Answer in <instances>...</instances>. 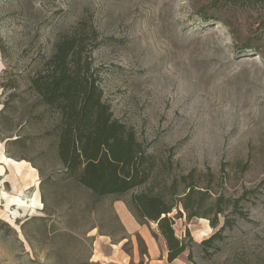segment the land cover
<instances>
[{"label":"rangeland","instance_id":"rangeland-1","mask_svg":"<svg viewBox=\"0 0 264 264\" xmlns=\"http://www.w3.org/2000/svg\"><path fill=\"white\" fill-rule=\"evenodd\" d=\"M73 32L91 50L113 117L157 160L147 187L174 184L177 198L189 184L233 198L251 191L225 209L234 227L211 259L199 247L215 232L208 220H187L182 210L178 217V209L169 215L178 237L190 233L196 262L236 264L245 250L257 256L264 247V0H0V94L25 96L55 42ZM9 108L8 122L0 118V264H166L156 224L130 213V195L86 205L58 189L46 205L36 166L46 177L59 172L40 158L52 150L51 136L15 103ZM232 247L238 255L229 257ZM175 264H188L186 253Z\"/></svg>","mask_w":264,"mask_h":264},{"label":"trees","instance_id":"trees-1","mask_svg":"<svg viewBox=\"0 0 264 264\" xmlns=\"http://www.w3.org/2000/svg\"><path fill=\"white\" fill-rule=\"evenodd\" d=\"M92 35L95 36V32ZM84 47L83 39L75 32L57 40L51 56L29 80L25 91L29 101L15 92L0 94L3 96L0 107L3 123L8 122L4 116L9 113L10 104L15 103L18 107L15 111H21L20 116L51 136L52 150L46 146L40 158L50 168L59 167V172L46 177L43 176L45 166H36L43 179L44 203L47 205V198L55 196L58 189L67 199L77 194L86 205L90 200L100 202L109 197L120 199L130 195L125 201L127 209L139 222L156 224L166 248L167 262L171 264L186 253L188 264H199L190 233L186 231L183 237H178L173 229L174 218L169 215L178 209L177 215L181 217L182 210L187 220L205 218L215 230L199 244L204 258L211 259L221 251L220 245H225L223 233L234 227L235 221L224 215L225 209L229 205L236 208L251 191L244 189L233 198L189 184L177 198L174 184L157 191L147 187L157 160L142 147L131 128L113 117L92 70L91 50L86 51ZM237 214L240 218L246 217L243 211ZM236 254L237 250L232 247L228 256ZM236 264H264V247L254 257L242 251Z\"/></svg>","mask_w":264,"mask_h":264},{"label":"crops","instance_id":"crops-1","mask_svg":"<svg viewBox=\"0 0 264 264\" xmlns=\"http://www.w3.org/2000/svg\"><path fill=\"white\" fill-rule=\"evenodd\" d=\"M178 259H179V258H178ZM178 259H176L175 261H173L171 264H175L176 261H178ZM165 262H166V264H169V263L167 262V260H166Z\"/></svg>","mask_w":264,"mask_h":264},{"label":"bare ground","instance_id":"bare-ground-1","mask_svg":"<svg viewBox=\"0 0 264 264\" xmlns=\"http://www.w3.org/2000/svg\"><path fill=\"white\" fill-rule=\"evenodd\" d=\"M27 206H28V207H30V206H31L30 202H28Z\"/></svg>","mask_w":264,"mask_h":264}]
</instances>
